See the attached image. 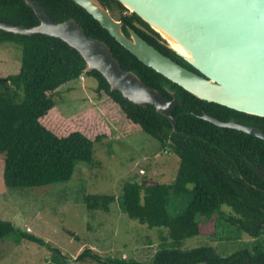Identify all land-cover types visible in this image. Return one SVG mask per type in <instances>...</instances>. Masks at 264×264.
Here are the masks:
<instances>
[{
	"label": "trees",
	"instance_id": "obj_1",
	"mask_svg": "<svg viewBox=\"0 0 264 264\" xmlns=\"http://www.w3.org/2000/svg\"><path fill=\"white\" fill-rule=\"evenodd\" d=\"M33 1L40 3L56 23L73 19L88 37L106 43L121 67L134 73L146 86L158 90L169 100L174 92L180 102L172 112L178 133L172 131L169 120L156 113L154 107L135 105L120 92L111 91L97 71L83 74L84 60L63 41L42 34L24 36L0 30V45L11 44L22 52L18 71L5 77L0 74V155L3 156L5 186L22 189L63 183L71 179L79 163L97 164L93 161V150L101 136L92 139L80 130L58 135L43 124L57 108L62 87L71 90L73 82L82 77L91 78L96 81L93 95L100 106L107 108L105 115L112 120L110 129L116 125L112 115L115 113L125 125L121 134L128 132L130 125L136 127L157 141L161 151L174 154L178 159L170 184L124 181L120 187V207L129 220L148 229L166 230L167 238L159 245L150 264H264V180L248 164L252 162L264 173V140L217 127L193 113L199 116L206 113L222 122L233 119L258 128L263 134L264 118L197 99L139 62L72 0ZM99 1L109 12L113 9L127 11L116 0ZM119 20L126 36L128 26L160 53L195 71L162 45L155 33L135 28L133 22H138L148 30L134 14L120 16ZM0 22L25 28L39 24L25 0H0ZM110 129L107 127L108 132ZM187 193H191L192 199L186 209L180 215H171L167 207L169 198ZM114 201L112 195H88L83 199L88 211L103 212H109ZM223 208L230 209L231 214L226 215ZM204 223L212 226L213 235L220 232L221 224H231L253 241L227 256L209 246L179 250L184 240L200 235ZM11 234L53 252L57 259L47 264L86 260L100 264H144L134 259L102 258L91 249L83 250L72 260L43 239L0 220V241Z\"/></svg>",
	"mask_w": 264,
	"mask_h": 264
},
{
	"label": "rangeland",
	"instance_id": "obj_2",
	"mask_svg": "<svg viewBox=\"0 0 264 264\" xmlns=\"http://www.w3.org/2000/svg\"><path fill=\"white\" fill-rule=\"evenodd\" d=\"M110 14L115 20L130 15L128 11L117 9ZM21 54L17 46L0 45L2 77L18 71ZM72 87L71 90L67 87L59 90L58 106L43 124L58 135L80 130L92 139L101 136L93 150V161L97 164L79 163L67 182L11 189L4 184L3 156L0 155V220L43 239L72 260L83 250L91 249L102 258L134 259L150 264L159 245L167 238L166 230L148 229L129 220L120 207V187L124 181L170 184L177 171V156L161 151L157 141L131 125L128 132L121 134L125 125L115 113L112 115L116 125L110 129L112 120L105 115L107 108L100 106L93 95L94 79L82 77L73 82ZM88 195H112L115 201L110 204L109 212L88 211L83 202ZM191 199V193L171 196L167 206L169 213L180 215ZM223 211L226 215L231 214L228 208ZM213 231L210 224L204 223L200 235L184 240L179 250L209 246L227 256L253 241L228 223L220 225L218 234L213 235ZM56 259L57 256L46 247L15 234L0 241V264H47ZM70 264L100 263L86 260Z\"/></svg>",
	"mask_w": 264,
	"mask_h": 264
},
{
	"label": "water",
	"instance_id": "obj_3",
	"mask_svg": "<svg viewBox=\"0 0 264 264\" xmlns=\"http://www.w3.org/2000/svg\"><path fill=\"white\" fill-rule=\"evenodd\" d=\"M72 1L139 62L197 99L264 118V0H116L148 30L138 22L133 23L135 28L155 33L162 45L195 71L160 53L128 26L126 36L122 22L115 20L99 0ZM25 4L39 24L25 28L0 22L1 31L24 36L42 34L63 41L84 60L83 74L97 71L111 91L120 92L135 105L154 107L178 133L172 112L180 102L174 92L169 100L125 71L109 46L88 37L75 20L56 23L40 3L25 0ZM193 115L217 127L264 140L261 130L233 119L222 122L206 113ZM253 168L264 180L257 165Z\"/></svg>",
	"mask_w": 264,
	"mask_h": 264
},
{
	"label": "flooded vegetation",
	"instance_id": "obj_4",
	"mask_svg": "<svg viewBox=\"0 0 264 264\" xmlns=\"http://www.w3.org/2000/svg\"><path fill=\"white\" fill-rule=\"evenodd\" d=\"M121 22H122V21H121ZM133 23H135V22H133ZM122 24H123V23H122ZM254 155H256V152H255V151H253V156H254ZM248 164H249L252 168H253V165H255V164H253L252 162H249V161H248Z\"/></svg>",
	"mask_w": 264,
	"mask_h": 264
},
{
	"label": "built area",
	"instance_id": "obj_5",
	"mask_svg": "<svg viewBox=\"0 0 264 264\" xmlns=\"http://www.w3.org/2000/svg\"><path fill=\"white\" fill-rule=\"evenodd\" d=\"M27 231L29 232V229H27Z\"/></svg>",
	"mask_w": 264,
	"mask_h": 264
}]
</instances>
